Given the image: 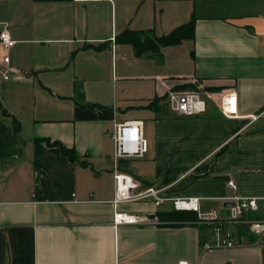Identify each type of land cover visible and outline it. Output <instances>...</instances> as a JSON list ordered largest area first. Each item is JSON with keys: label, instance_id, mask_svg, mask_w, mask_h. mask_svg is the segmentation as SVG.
<instances>
[{"label": "crops", "instance_id": "obj_1", "mask_svg": "<svg viewBox=\"0 0 264 264\" xmlns=\"http://www.w3.org/2000/svg\"><path fill=\"white\" fill-rule=\"evenodd\" d=\"M192 20L194 38L155 46ZM3 30L16 43L0 50L11 75H0V264H264V236L207 248L214 225L161 224L171 200L113 203L114 124L132 120L149 144L121 162L136 192L200 197L222 218L233 195L264 196V0H0ZM125 31L147 50L119 40ZM169 88L197 89L206 111L177 116ZM231 92L239 114L227 117ZM117 210L161 223L116 227Z\"/></svg>", "mask_w": 264, "mask_h": 264}, {"label": "built area", "instance_id": "obj_2", "mask_svg": "<svg viewBox=\"0 0 264 264\" xmlns=\"http://www.w3.org/2000/svg\"><path fill=\"white\" fill-rule=\"evenodd\" d=\"M16 41L7 30L0 32V50L8 51L14 47ZM9 54L3 56L2 62L8 64ZM0 75L4 79L10 78L9 70L0 67ZM167 97L174 113L179 117H189L202 114L206 111V101L200 91L167 89ZM222 112L227 117L238 116V98L235 92L228 93L222 103ZM113 139L114 151V180L115 196L113 203L134 202L146 197H153L157 205L165 200H171L173 209L178 211H195L200 221L214 225L215 240L206 241L203 245L207 248L212 246L236 247L244 244L245 235L260 239L264 236V196L244 197L238 194L228 200L233 205L228 207V215L224 218L217 212H203L200 197H170L164 198L159 195L158 189L149 187L144 191L136 192L140 183L129 173L121 169L122 160L143 158L149 150L148 140L144 134V121L132 120L117 122L114 124ZM229 185L237 189L234 180ZM251 214L254 217H251ZM151 222L160 224V220L149 215L131 214L117 210L113 216V224L120 225H145ZM161 224H165L162 222ZM242 232V234H241ZM178 264H192L187 260H181Z\"/></svg>", "mask_w": 264, "mask_h": 264}, {"label": "trees", "instance_id": "obj_3", "mask_svg": "<svg viewBox=\"0 0 264 264\" xmlns=\"http://www.w3.org/2000/svg\"><path fill=\"white\" fill-rule=\"evenodd\" d=\"M194 36H195V23H194V20H192L189 23H186L176 28L169 34L159 36L157 40H154V43L156 47L174 45V44H178L182 42L184 39L194 38ZM119 40H122L124 42L133 43L139 52L147 50L146 40L142 41V38L139 37L136 32H133V31L122 32V34L119 35ZM0 110L5 115H9L1 101H0ZM11 122L13 125L14 132L18 134L20 131L19 120L13 117ZM47 143L49 145H59L61 149V153L67 158L71 159L72 161H75L78 159V155L75 149L68 148L64 145H61L58 142H50L49 140ZM197 214L198 213L195 211H178V210L173 209L169 212H162V213L159 212V219L165 224L177 223V224L183 225L189 222L192 223V222L198 221L199 218Z\"/></svg>", "mask_w": 264, "mask_h": 264}, {"label": "rangeland", "instance_id": "obj_4", "mask_svg": "<svg viewBox=\"0 0 264 264\" xmlns=\"http://www.w3.org/2000/svg\"><path fill=\"white\" fill-rule=\"evenodd\" d=\"M145 122H146V135H147V137L153 138V120H151L150 117H146ZM133 161H135V160H133ZM161 208L162 209H171L172 207L170 204L166 203ZM251 217H254V215L251 214Z\"/></svg>", "mask_w": 264, "mask_h": 264}, {"label": "water", "instance_id": "obj_5", "mask_svg": "<svg viewBox=\"0 0 264 264\" xmlns=\"http://www.w3.org/2000/svg\"><path fill=\"white\" fill-rule=\"evenodd\" d=\"M233 205V202H226L225 203V206H227V207H230V206H232Z\"/></svg>", "mask_w": 264, "mask_h": 264}]
</instances>
